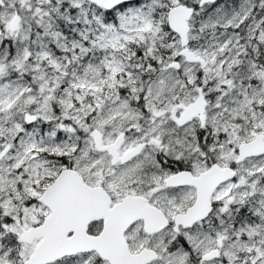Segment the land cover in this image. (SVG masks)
<instances>
[{
	"label": "snow or ice",
	"instance_id": "obj_1",
	"mask_svg": "<svg viewBox=\"0 0 264 264\" xmlns=\"http://www.w3.org/2000/svg\"><path fill=\"white\" fill-rule=\"evenodd\" d=\"M0 264H264V0H0Z\"/></svg>",
	"mask_w": 264,
	"mask_h": 264
}]
</instances>
